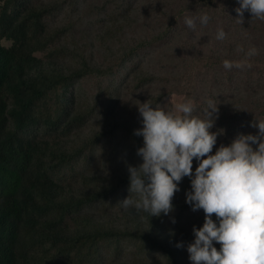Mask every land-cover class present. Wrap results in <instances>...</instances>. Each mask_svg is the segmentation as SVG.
I'll return each instance as SVG.
<instances>
[{
	"label": "rangeland",
	"instance_id": "374dc122",
	"mask_svg": "<svg viewBox=\"0 0 264 264\" xmlns=\"http://www.w3.org/2000/svg\"><path fill=\"white\" fill-rule=\"evenodd\" d=\"M6 3L16 11L14 24L24 23L27 47L38 59L34 68L65 78L37 101L38 121L18 135L37 144L34 165L48 168L55 180L50 197L72 208L93 200L21 225L23 245L50 229L46 236L54 238L50 223L75 242L72 253L53 260L61 243L37 241L19 264H172L159 248L148 250L137 241L148 230L178 249L179 264H191L186 248L175 246L190 241L193 225L204 218L202 209L185 203L188 177L173 197L175 224L168 216L150 218L117 204L130 195L126 162L141 159L136 149L142 137L133 134L140 126L135 103L150 99L170 107L190 98L199 111L211 97L219 104L213 130H225L218 144L237 132L255 133L249 122L264 119V20L250 21L245 12L243 24L236 22L237 0H0L2 7ZM199 11L209 14V22L187 28L183 17ZM218 28L223 39L216 38ZM1 37L8 47L14 42ZM226 59L231 68L223 66ZM8 128L13 130L12 122ZM92 232L117 239H101L88 256L81 236Z\"/></svg>",
	"mask_w": 264,
	"mask_h": 264
},
{
	"label": "clouds",
	"instance_id": "9594fccd",
	"mask_svg": "<svg viewBox=\"0 0 264 264\" xmlns=\"http://www.w3.org/2000/svg\"><path fill=\"white\" fill-rule=\"evenodd\" d=\"M234 12L231 16L241 24L245 12L250 21L264 20V0H237ZM209 19L199 11L185 15L183 22L195 29ZM225 35L217 29V39ZM255 51L250 48L248 54ZM223 66L231 68L232 62L226 59ZM138 101L140 126L133 134L142 137L136 149L141 159L135 165L126 162L130 195L117 204L150 218L168 216L175 224L173 197L188 177L185 203L193 211L202 209L204 218L201 226L193 225L190 241L175 246L186 248L191 264H264V119L249 122L255 133L237 132L230 142L218 144L225 130H213L219 118L216 99H205L199 111L190 98L170 107Z\"/></svg>",
	"mask_w": 264,
	"mask_h": 264
},
{
	"label": "trees",
	"instance_id": "16d2710c",
	"mask_svg": "<svg viewBox=\"0 0 264 264\" xmlns=\"http://www.w3.org/2000/svg\"><path fill=\"white\" fill-rule=\"evenodd\" d=\"M10 5H0V264H19L27 259L28 250L40 241L60 244L53 255V260L72 253L74 238L66 237L55 223H50L54 238H38L28 245L18 241L21 225L32 226L35 219L57 209L65 213L72 208L67 201L57 202L48 195L55 185L48 168H37L34 163L38 154L37 144L29 138L20 137L19 131L34 125L38 119L35 115L37 101L46 91L57 83L65 81L61 75L48 73L34 68L38 63L33 48L27 47L24 23L15 25L12 20ZM2 35L14 39L11 46L2 43ZM12 122L13 130L8 128ZM129 183V180H126ZM98 199V198H97ZM41 200L45 202L41 205ZM96 200V199H95ZM89 199L72 209L88 205ZM63 215V214H62ZM151 226L155 223L149 220ZM90 248L88 256L94 252L101 239H117L114 234L92 232L81 236ZM142 247L159 248L169 256L172 264H179L178 249L164 240H160L151 230L137 240ZM159 262V260L157 261ZM48 264V263H46Z\"/></svg>",
	"mask_w": 264,
	"mask_h": 264
}]
</instances>
